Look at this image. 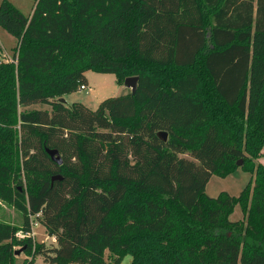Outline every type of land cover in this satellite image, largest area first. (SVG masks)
<instances>
[{
	"label": "trees",
	"instance_id": "obj_1",
	"mask_svg": "<svg viewBox=\"0 0 264 264\" xmlns=\"http://www.w3.org/2000/svg\"><path fill=\"white\" fill-rule=\"evenodd\" d=\"M34 2L29 16L0 4L18 39L0 63V200L23 217L0 221V264L18 246L49 264H264V0ZM90 70L138 76L137 91L60 102ZM240 159L241 194L208 196Z\"/></svg>",
	"mask_w": 264,
	"mask_h": 264
},
{
	"label": "rangeland",
	"instance_id": "obj_2",
	"mask_svg": "<svg viewBox=\"0 0 264 264\" xmlns=\"http://www.w3.org/2000/svg\"><path fill=\"white\" fill-rule=\"evenodd\" d=\"M3 0H0V4ZM17 8H19L25 15H31L33 7L35 5L34 0H9ZM18 46V39L16 36L11 34L4 26L0 24V63L12 61L16 54ZM258 51V50H257ZM1 69V68H0ZM88 79V85L86 89H78L72 93H69L64 97L68 104L73 102H81L91 109H97L99 104L106 98L120 96L122 94L131 92V89L126 87L125 84H119L116 81V75L112 73H98L90 70L86 73ZM38 109L45 110L51 109V106L44 103L32 104L27 110ZM21 110V108H20ZM14 131L18 130L19 124H14L11 127ZM264 152V151H263ZM264 155V154H263ZM183 157L190 158L189 153L181 155ZM260 162L264 163V156L259 159ZM251 179V172L244 169L242 166L236 168L232 173L223 177L219 174H214L209 180L206 186V194L211 197H217L222 192H227L233 196H239L245 189ZM23 185L27 187V181L23 179ZM21 186V185H20ZM232 221H241L244 219L241 204H237L233 212L230 215ZM0 221L9 222L13 225H21L23 217L16 209H14L8 203L0 200ZM34 220L33 224V236L38 243H45L46 247L56 245L55 237H50L46 231V228L40 223H36ZM24 236L23 233H20ZM22 247H17L19 250ZM17 264H49L45 263L42 256L33 258V256L27 255L24 252L17 254ZM105 257L108 262L113 258L110 251H106ZM133 254L126 253L119 264H132ZM27 262V263H25Z\"/></svg>",
	"mask_w": 264,
	"mask_h": 264
},
{
	"label": "water",
	"instance_id": "obj_3",
	"mask_svg": "<svg viewBox=\"0 0 264 264\" xmlns=\"http://www.w3.org/2000/svg\"><path fill=\"white\" fill-rule=\"evenodd\" d=\"M138 81H139V77L138 76H130V77H127L125 79V86L130 88L131 89V92L132 93H136L137 91V87H138ZM60 102L62 103H67L66 99L64 97H61L59 99ZM160 137L163 139V140H167L168 139V133L165 132V131H162L159 133ZM48 151V154L51 156L52 160L55 161L56 163H58L59 165H62L63 163V159L59 153V151L57 149H47ZM244 161L242 159H240L238 162H237V165L241 166L243 165ZM64 177L63 175L61 174H57V175H54L52 177V182H55L56 180H62ZM21 252H23V248L19 249L16 251L17 254H20Z\"/></svg>",
	"mask_w": 264,
	"mask_h": 264
},
{
	"label": "built area",
	"instance_id": "obj_4",
	"mask_svg": "<svg viewBox=\"0 0 264 264\" xmlns=\"http://www.w3.org/2000/svg\"><path fill=\"white\" fill-rule=\"evenodd\" d=\"M86 88H87V86L82 85L80 89H86Z\"/></svg>",
	"mask_w": 264,
	"mask_h": 264
},
{
	"label": "crops",
	"instance_id": "obj_5",
	"mask_svg": "<svg viewBox=\"0 0 264 264\" xmlns=\"http://www.w3.org/2000/svg\"><path fill=\"white\" fill-rule=\"evenodd\" d=\"M34 8V7H33ZM63 97H66V95L65 96H63ZM68 104V103H67ZM69 105V104H68Z\"/></svg>",
	"mask_w": 264,
	"mask_h": 264
}]
</instances>
